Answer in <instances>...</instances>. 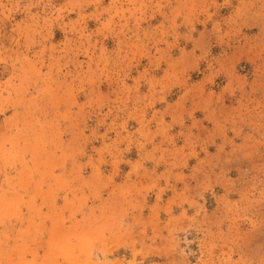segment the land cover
I'll return each mask as SVG.
<instances>
[{
  "label": "rangeland",
  "instance_id": "1",
  "mask_svg": "<svg viewBox=\"0 0 264 264\" xmlns=\"http://www.w3.org/2000/svg\"><path fill=\"white\" fill-rule=\"evenodd\" d=\"M0 264H264V0H0Z\"/></svg>",
  "mask_w": 264,
  "mask_h": 264
}]
</instances>
